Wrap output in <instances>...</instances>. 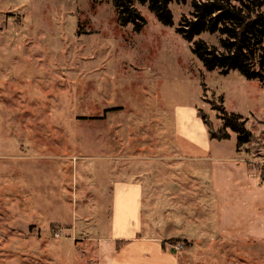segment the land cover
I'll use <instances>...</instances> for the list:
<instances>
[{
	"label": "rangeland",
	"instance_id": "obj_1",
	"mask_svg": "<svg viewBox=\"0 0 264 264\" xmlns=\"http://www.w3.org/2000/svg\"><path fill=\"white\" fill-rule=\"evenodd\" d=\"M136 7L140 33L109 0H0V264H97L114 182L182 184L197 203L211 160L185 155L264 186V82L204 68L176 33L190 2L170 4L172 27ZM214 106L246 120L239 151L233 132L209 137L198 114L218 130ZM219 245L214 264H264V242Z\"/></svg>",
	"mask_w": 264,
	"mask_h": 264
},
{
	"label": "crops",
	"instance_id": "obj_2",
	"mask_svg": "<svg viewBox=\"0 0 264 264\" xmlns=\"http://www.w3.org/2000/svg\"><path fill=\"white\" fill-rule=\"evenodd\" d=\"M185 157L211 160L210 172L194 177L200 184L190 192L197 194V203L184 204L190 200L184 198L187 188L182 184L114 182L110 227L96 240L97 264H214L216 256H223L215 251L220 242L226 246L262 245L264 186L247 171L241 179L229 181L230 172H214L220 161L211 157ZM203 200L209 201L208 207ZM173 241L182 243V250L175 251Z\"/></svg>",
	"mask_w": 264,
	"mask_h": 264
},
{
	"label": "trees",
	"instance_id": "obj_3",
	"mask_svg": "<svg viewBox=\"0 0 264 264\" xmlns=\"http://www.w3.org/2000/svg\"><path fill=\"white\" fill-rule=\"evenodd\" d=\"M117 12L120 27L132 26L140 33L146 21L136 5H146L163 26H173L170 4L190 2L192 11L182 16L176 33L191 45L193 54L208 71L221 75L237 71L246 80L264 82V0H109ZM203 33L219 36V47H209L198 39ZM222 102V101H221ZM221 127L213 130L205 114L198 116L206 125L209 137L217 141L237 135V150L248 144L251 133L241 116L228 113L223 106H214ZM173 241L172 243H176Z\"/></svg>",
	"mask_w": 264,
	"mask_h": 264
},
{
	"label": "built area",
	"instance_id": "obj_4",
	"mask_svg": "<svg viewBox=\"0 0 264 264\" xmlns=\"http://www.w3.org/2000/svg\"><path fill=\"white\" fill-rule=\"evenodd\" d=\"M181 248H182V246H181Z\"/></svg>",
	"mask_w": 264,
	"mask_h": 264
}]
</instances>
